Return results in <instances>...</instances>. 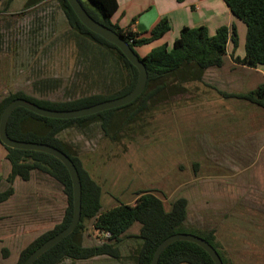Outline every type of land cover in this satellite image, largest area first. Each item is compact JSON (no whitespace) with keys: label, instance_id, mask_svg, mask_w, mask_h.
Masks as SVG:
<instances>
[{"label":"rangeland","instance_id":"374dc122","mask_svg":"<svg viewBox=\"0 0 264 264\" xmlns=\"http://www.w3.org/2000/svg\"><path fill=\"white\" fill-rule=\"evenodd\" d=\"M24 1L0 0V99L22 91L65 100L81 68L76 48L62 37L67 21L54 0L36 10L25 9ZM237 48L244 52V43ZM220 73L207 69L200 82L185 84V91L139 114L114 140L96 122L67 128L58 138L100 186L102 211L134 204L143 191L160 198L165 209L183 197L187 225L212 230L231 264H264V107L241 99L246 107L222 95L229 86L244 92L251 85L241 78L233 86L238 73ZM43 79L58 80L57 87L40 84ZM138 229L134 223L118 244L120 260L97 257L65 264H132L128 255L139 244L132 237ZM99 237L91 221H84L82 244L94 245Z\"/></svg>","mask_w":264,"mask_h":264},{"label":"trees","instance_id":"16d2710c","mask_svg":"<svg viewBox=\"0 0 264 264\" xmlns=\"http://www.w3.org/2000/svg\"><path fill=\"white\" fill-rule=\"evenodd\" d=\"M10 2L11 0H7ZM52 0H25L24 8L36 10ZM62 11L68 31L63 39L76 48L78 61L75 77L67 87L68 98L62 101L38 99L22 91L9 93L0 99V116L6 104L14 98H25L41 107L55 110H72L88 107L101 101L117 98L128 93L137 79L136 68L112 43L86 28L77 18L67 0H54ZM87 13L96 21L119 34L138 55L147 71V82L143 91L131 102L103 110L91 115L57 119L35 114L23 107H16L10 114L6 132L14 140L48 144L65 153L77 168L81 183V212L75 229L49 249L40 254L32 264H65L70 261H87L97 257L113 260L122 258L118 247L126 231L134 224L139 225L137 235L139 244L128 258L132 264H150L157 245L175 233H191L206 240L219 254L223 264H231L218 249L212 230L196 231L187 225V200L174 199L165 209L163 201L149 191L140 192L134 204H118L101 210L100 186L82 168L75 151L60 141L58 134L70 127L83 128L96 122L101 130L114 140L125 125L151 106L164 102L168 97L185 91V84L200 82L207 69H218L221 73L232 74L250 71L238 66L255 68L264 64V0H223L229 11L243 22L246 28L244 55L235 57L230 53L232 64L227 56V45L236 46L234 27L220 26L213 35L204 26L182 27L170 46L161 44L152 47L143 55L137 47L159 39L170 28L167 19L162 18L147 37H138L127 28H121L110 21L117 7L116 0H79ZM181 1V0H177ZM246 70V71H245ZM226 80V79H225ZM58 80H40L44 86ZM230 83V81L228 82ZM233 80V86L241 84ZM253 85V84H252ZM229 92H220L225 97L243 99L264 107V84L254 82L248 91L240 92L229 86ZM7 159L11 164L8 181L19 177L28 180L33 170L51 176L63 189L66 204L61 221L51 230L43 233L26 246L14 264H23L27 256L44 241L66 227L72 218V186L70 176L60 160L54 156L33 150H22L5 146ZM11 187V186H10ZM12 189L0 193V202L6 200ZM102 237L101 241L90 246L82 244L84 221ZM108 233V237L104 233ZM157 264H214L200 246L189 241L178 240L170 243L160 253Z\"/></svg>","mask_w":264,"mask_h":264},{"label":"crops","instance_id":"0c3cea01","mask_svg":"<svg viewBox=\"0 0 264 264\" xmlns=\"http://www.w3.org/2000/svg\"><path fill=\"white\" fill-rule=\"evenodd\" d=\"M116 2L117 7L110 21L121 28L129 29L138 37H147L152 27L162 18L167 19L169 23V30L159 39L136 48L137 53L138 50L144 52L140 53L141 55L161 44L170 46L182 27L198 26H204L209 35H213L220 26L234 27L238 43L233 49L229 40L227 56H230V53L235 57L244 55L242 51L239 53L237 47L243 46L245 42V25L231 14L223 0H116ZM148 47L150 48L143 50ZM228 59L235 64L231 61V56ZM236 66L239 70L243 68L250 71L246 74L237 71L236 79L242 78L243 83L247 82L251 87L257 80L264 84V64L255 68ZM229 98L242 101L235 97ZM244 104L248 107L246 102ZM6 156L7 150L0 142V193L8 188L12 189L9 197L0 202V264H14L18 261L20 252L29 243L61 221L66 198L59 183L37 170L31 172L28 180L15 177L10 183L8 176L11 164Z\"/></svg>","mask_w":264,"mask_h":264},{"label":"water","instance_id":"95a60500","mask_svg":"<svg viewBox=\"0 0 264 264\" xmlns=\"http://www.w3.org/2000/svg\"><path fill=\"white\" fill-rule=\"evenodd\" d=\"M67 2L69 3L70 7L74 11L79 21L86 28L98 34L106 41L112 43L122 52L126 59L136 68L137 79L133 88L128 93L117 98L98 102L88 107L72 110H55L41 107L29 100H26L25 98H14L9 101L4 107L0 116V142L4 146L10 148L40 151L54 156L55 158L60 160L61 163L65 166L70 176L72 186V218L69 224L62 230H60L58 233L44 241L37 248H35L27 256L23 264H32L40 254H42L44 251L49 249L51 246H53L63 237L70 234L75 229L78 224L81 212V183L77 168L75 167L74 163L61 150L48 144L14 140L8 136L6 132V125L11 112L16 107H23L35 114L48 118L70 119L83 117L97 112H101L103 110L123 106L133 101L143 91L147 82V71L145 65L139 59L138 55L134 52L130 45L115 31L93 19L83 8L79 0H67ZM178 240L195 243L196 245L200 246L204 251H206V253L212 259L214 264H223L217 251L206 240L191 233H175L163 239L155 248L150 264H157L160 253L164 250V248H166L170 243Z\"/></svg>","mask_w":264,"mask_h":264},{"label":"built area","instance_id":"2783aa9c","mask_svg":"<svg viewBox=\"0 0 264 264\" xmlns=\"http://www.w3.org/2000/svg\"><path fill=\"white\" fill-rule=\"evenodd\" d=\"M108 235H109V234H108L107 232H106V233H104V236H105V237H108Z\"/></svg>","mask_w":264,"mask_h":264}]
</instances>
